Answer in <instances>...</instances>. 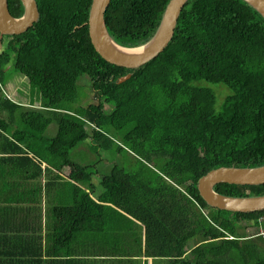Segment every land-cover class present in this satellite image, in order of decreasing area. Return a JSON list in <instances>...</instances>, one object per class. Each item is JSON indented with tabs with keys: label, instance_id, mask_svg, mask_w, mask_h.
<instances>
[{
	"label": "trees",
	"instance_id": "trees-1",
	"mask_svg": "<svg viewBox=\"0 0 264 264\" xmlns=\"http://www.w3.org/2000/svg\"><path fill=\"white\" fill-rule=\"evenodd\" d=\"M91 1L35 0L37 21L3 36L0 80L25 76L29 100L0 83V264H264V234L246 233L264 210L212 207L197 189L213 168L264 165L263 16L244 0H188L165 49L126 68L94 49ZM168 2L110 0L108 33L145 44ZM83 81L95 100L82 106ZM211 85L228 90L220 102ZM79 147L113 158L79 162Z\"/></svg>",
	"mask_w": 264,
	"mask_h": 264
},
{
	"label": "water",
	"instance_id": "water-1",
	"mask_svg": "<svg viewBox=\"0 0 264 264\" xmlns=\"http://www.w3.org/2000/svg\"><path fill=\"white\" fill-rule=\"evenodd\" d=\"M24 11L15 17L8 7V0H0V37L20 34L29 29L39 17L35 0H20ZM188 0H169L160 24L145 44L125 47L115 42L105 24V12L110 0H92L88 16V34L97 53L109 63L126 68H138L165 49L171 41L179 15ZM255 8L264 18V0H244ZM112 44V45H111ZM135 48L140 51L131 52ZM129 75L124 76L125 79ZM218 183L238 185L264 184V165L257 167L220 166L209 170L197 181V189L209 206L239 212L264 210V194L254 196H234L217 192Z\"/></svg>",
	"mask_w": 264,
	"mask_h": 264
},
{
	"label": "rangeland",
	"instance_id": "rangeland-1",
	"mask_svg": "<svg viewBox=\"0 0 264 264\" xmlns=\"http://www.w3.org/2000/svg\"><path fill=\"white\" fill-rule=\"evenodd\" d=\"M5 36V35H4ZM4 40L6 41V38L0 37V50H1V46L4 45ZM0 83L3 84V93L9 97L10 99L22 103V104H26L29 100V87H28V80L25 76H23L22 74L15 72L14 70H7L6 73H4V75L2 76V79L0 80ZM83 90H84V96L82 97V100L76 101L77 105H82L81 103H88V101H94L95 98L92 95L89 83L86 81H83ZM218 85H211L212 88L217 87ZM216 90V94H217V99L220 102L224 96L228 93V90L226 88H222V87H218L215 88ZM83 106V105H82ZM56 129V125L53 123L49 126L48 130L46 131V135L47 136H53L54 132ZM81 148H77L76 150L72 151V155L73 158L79 162H81V160L83 159V157L87 156L89 158V160L91 161V159H112L113 157L110 155V153L108 152H101L99 156L95 155L92 156L91 153L89 154V152L87 150L84 151H80ZM92 152V151H90ZM91 155V156H90ZM110 164V163H109ZM112 165V164H110ZM112 167V166H110ZM247 229H246V233L247 234H253L256 235L257 233H259L260 231H263L264 228H260V227H256L254 225L251 224V222H247Z\"/></svg>",
	"mask_w": 264,
	"mask_h": 264
},
{
	"label": "bare ground",
	"instance_id": "bare-ground-1",
	"mask_svg": "<svg viewBox=\"0 0 264 264\" xmlns=\"http://www.w3.org/2000/svg\"><path fill=\"white\" fill-rule=\"evenodd\" d=\"M112 45V44H111ZM141 50V48H135V49H133V50H130L131 52H136V51H140Z\"/></svg>",
	"mask_w": 264,
	"mask_h": 264
},
{
	"label": "built area",
	"instance_id": "built-area-1",
	"mask_svg": "<svg viewBox=\"0 0 264 264\" xmlns=\"http://www.w3.org/2000/svg\"><path fill=\"white\" fill-rule=\"evenodd\" d=\"M261 220H264V215L262 217H260ZM259 234H264V230L263 231H260Z\"/></svg>",
	"mask_w": 264,
	"mask_h": 264
}]
</instances>
